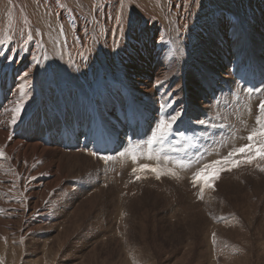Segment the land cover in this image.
I'll return each instance as SVG.
<instances>
[{
	"label": "bare ground",
	"instance_id": "obj_1",
	"mask_svg": "<svg viewBox=\"0 0 264 264\" xmlns=\"http://www.w3.org/2000/svg\"><path fill=\"white\" fill-rule=\"evenodd\" d=\"M228 2V9H224ZM117 17L120 18L119 22ZM239 19H243L241 27L251 33L249 40L252 46L249 47V50L254 54L255 61L250 58L249 52L243 51L242 45L239 44L246 38L243 36L233 38L230 25ZM252 21L257 23L252 24ZM208 36H210L209 41L214 43L213 50L204 48ZM0 40L6 41L0 44V152L3 153L0 155V241H6L10 246L17 245L23 250L26 245V237H35L41 241L42 250L41 258H38L34 252H30L28 258L25 259L18 254L15 256L14 251L1 245L0 252L5 253V258L0 256V264H46V252L48 249L54 248H57L58 251L55 252L57 255L51 259V261L54 260L51 264H63L67 261L61 256L59 252L61 249L68 250L70 258L78 259L84 254L83 259L90 260L96 254H101L100 248L97 246H101L99 241L106 233L95 226L94 229H97L94 231L88 230L87 225L82 226L80 210L85 202H92L93 198L104 193L105 191L101 190L100 186L104 185V182H109L104 177L97 175L99 163L91 151L95 150L97 155L111 154L107 151L111 150V147L105 148L104 145L108 138L117 139L116 126L120 119L130 113L154 117L159 108L163 115L167 114L169 117L177 111L181 112L179 118L185 117L184 119L189 121L191 126H200L199 121H205L202 124V129L195 131L198 135L205 133L207 128H214L213 132H216L219 122L229 114L226 104L223 103L225 100H232L230 91L236 89V83L232 76L234 74L242 75L249 71L264 74V0H0ZM230 53H232L231 58H229ZM202 70L203 72H201ZM26 71H29V75L25 78L23 73ZM158 80L161 81L160 84L156 83ZM178 89L181 90V96L176 93ZM221 96H224L223 102ZM21 99H23V108L20 118L16 123H11V110ZM254 117L253 113L251 119L250 116L240 118V114L237 112L230 116L228 120L233 125L230 129L232 132L223 138L227 147L220 148V150L215 147L212 151L209 148L204 159H197L190 164L188 169L197 172L203 165L225 157L227 150L247 144L245 134L259 131L261 127V124L255 122L252 124ZM243 120L244 124H242ZM260 122L264 123V109ZM258 125H260L259 128ZM240 127L246 128L247 131ZM217 135H219L218 132ZM262 139L264 138L257 136L251 142L258 144ZM116 146L115 144L113 148ZM127 154L129 153L116 156L117 162L109 163L111 168H122L121 165H127L126 173L121 175L119 181L134 177L130 171L137 165L150 164L156 160L155 155H151V159L138 155V160L133 161L132 157L137 154ZM124 157L130 162H126ZM238 157H243V155ZM258 160L259 158L254 160V163L264 164V161L258 162ZM225 165L227 164L220 166ZM179 167L181 168V166ZM181 169L180 174L184 178L190 176L189 174L187 176L185 170L187 167ZM217 177L219 179V176ZM241 179L240 181H242ZM246 184L244 186L249 187ZM129 188L131 189V187ZM206 189L204 193H206ZM246 189L248 190V188ZM196 194L198 193L196 192ZM72 196L73 201L70 203L69 199ZM252 196L250 197L253 198ZM261 196L263 197V195ZM112 198L115 199V197ZM121 199H123L122 196ZM209 202H212L211 198ZM250 202H253V199ZM207 204L209 203L207 202ZM124 209L126 210V208ZM124 209L122 208V211ZM206 212L207 210L203 213L206 214ZM113 215L111 211L114 220L117 215L115 217ZM224 215L226 214L224 213ZM240 215L242 216V214ZM123 216H121L122 219H124ZM132 216H128V218L131 217L133 222ZM181 218L178 219L181 220ZM218 219L216 218L217 221ZM229 219L231 223V215ZM237 220L239 219L237 218ZM243 220H240V223H236V225L242 226L241 221ZM144 222L139 224V221L138 227L144 225ZM104 223L106 224V222ZM125 223L127 224V222ZM152 224L150 223L151 227ZM116 226L113 227L117 229ZM126 226L125 228H128L130 224ZM143 227H146V224ZM263 227H261L262 230ZM129 228L131 232L134 229ZM200 228L204 231V227ZM213 228L211 231L215 230ZM181 232L183 233V229ZM196 232L198 233V231ZM205 232L207 231L202 234ZM233 232L235 233V231ZM229 233L228 236L232 234L229 235ZM119 235H121L120 231ZM237 235L236 237H238ZM262 235L264 236V233ZM213 237L217 238V236ZM255 240L254 242H257V239ZM126 241L128 243V240ZM234 241L233 246L236 248ZM103 242L107 243V241ZM220 242L217 243L220 244ZM48 243L50 244L48 245ZM198 243L197 245L200 247ZM1 244H3L2 241ZM252 245L254 247L253 243ZM126 247L128 248L129 244ZM119 249V251H124L121 250V247ZM259 249L261 253L258 249L254 250L262 255L258 254L259 256H257L254 250H250L244 259H242V252L239 253L242 256L241 261L227 258L220 264H264V241ZM213 254L210 256L212 259L217 256H213ZM6 255H9L8 261ZM202 258H205L204 254ZM123 259L125 260L122 258L121 262ZM164 259L167 260V257ZM103 260L105 261V258ZM178 261H180L179 258ZM77 262L74 264L81 263Z\"/></svg>",
	"mask_w": 264,
	"mask_h": 264
},
{
	"label": "rangeland",
	"instance_id": "obj_2",
	"mask_svg": "<svg viewBox=\"0 0 264 264\" xmlns=\"http://www.w3.org/2000/svg\"><path fill=\"white\" fill-rule=\"evenodd\" d=\"M228 5H229V2H228V4H227V6L224 8V9H228ZM252 24H255V23H257V22H255V21H252L251 22ZM242 24H243V19H239L238 21H236V22H234V23H232L231 25H230V27H231V30H232V32H233V38L235 37V36H239V37H245L246 39H244L242 42H239V44L240 45H242V48H243V51L246 53V52H249L250 53V55H251V57L250 58H252L253 60H254V57H253V53L249 50V47H251L252 46V44L250 43V36H251V33L249 32V31H247L245 28H243V27H241L242 26ZM225 26H227V25H225ZM216 33H217V31H216ZM224 36V38H226V36L225 35H223ZM209 37L210 36H208V40L204 43V48L205 49H212L213 50V48H212V46L214 45V43L213 42H211V41H209ZM232 38V39H233ZM202 51H203V49H202ZM232 57V53H230V57L229 58H231ZM228 58V59H229ZM201 72H203V70L201 71ZM176 93L178 94V95H180V93H181V90L180 89H178L177 91H176ZM224 94V93H223ZM181 96V95H180ZM223 99H221L222 100V102L224 101V96H221ZM231 100H225L224 101V103L223 104H226V107L227 106H230V104H231ZM233 107V106H232ZM232 107H230V109L231 110H235L234 108H232ZM227 110V113H231V110ZM230 111V112H229ZM237 112V114H238V111H236L235 110V113ZM255 116V115H254ZM185 118V117H184ZM182 119V118H179V123H182V124H184L185 126H190L192 129H194V131H196V130H201L202 129V124L200 125V126H198V125H196V126H191V123L189 124V121H187L186 119ZM252 118V115L250 116V119ZM182 120V121H181ZM254 120V119H253ZM181 121V122H180ZM203 121V120H202ZM205 122V121H204ZM254 123V121H252V124ZM188 124V125H187ZM251 124V125H252ZM240 129H244L243 127H240ZM213 130H214V128L213 129H211V131L213 132ZM245 131H247L246 130V128L244 129ZM230 131V130H229ZM232 131H230V133H231ZM220 133H222V131H218V134H220ZM230 133H228V135L230 134ZM169 134V133H168ZM218 136V135H217ZM225 136H227V135H224L223 134V136H222V138L221 139H223V138H225ZM230 150V149H229ZM235 159H243V157H236ZM259 160H260V158H259ZM258 160V162H262V161H264V159L262 160L261 159V161H259ZM255 161H253L252 163H250V164H241L240 166H238V167H228L229 165L227 164V165H225V166H218V167H220L221 169H223L222 171H219L218 173H217V176H219V179H218V177L216 176L213 180H211V189H209V188H207V186H203V181L201 182H197L196 184H195V186L194 185H192V184H190V182H186V181H179V180H172V179H166V180H163L162 178H160V179H157L156 178V176H154V175H152V176H149V175H145L144 176V173H141V179H139V180H136L134 177H132L131 179H124V180H122V181H118L119 183H121V185L119 186V187H117V189H118V191H123V192H121L123 195H121V194H118L117 193V190H114V192L113 193H110V192H107V191H105V192H107V193H101L100 194V196L99 197H95V198H93V200H92V202L90 201H88V202H85L84 204H83V206H82V209L80 210V213H81V218H82V226L84 225H87V229L88 230H90V231H94L95 229H97V228H100L99 230L101 231V230H104V233H106V234H104L103 235V237H102V239L99 241L100 242V244H101V246L100 245H98L97 247L98 248H100V251H101V254L99 253V254H96L94 257H92L90 260L89 259H83V256H84V254L82 255V257L81 258H78V259H75L74 257H72V258H70V256H69V251L68 250H63V249H61L59 252L61 253V256H62V258L64 259V260H67L65 263H63V264H74V263H76L77 261L80 263V264H83V262H84V264H120V263H122V264H165L166 262L168 263V264H187L191 259L192 260H194V261H190L189 262V264H196V262H197V264H203V262H204V264H220L223 260L224 261H226V259L227 258H232V259H237V260H239V261H241V258H242V256H240V254L239 253H241L242 255H243V258L242 259H244V256L245 255H248V252L250 251V250H257L258 249V251H259V253H261L260 252V249H259V246L263 243V241H264V236L262 235L263 233H264V171H261L260 170V167L258 168L257 167V165H260L261 167H264V164H261V163H258V164H255L254 163ZM211 163V162H210ZM209 164V163H208ZM139 165H137L136 167H138ZM190 166L191 165H189V166H187V169H185V167H181V168H184L185 170H186V172H187V176H188V174L190 175L189 177H187V178H184L180 173H181V171H182V169L178 166V167H176V169H177V171H178V174H180V176H181V179L182 180H189L190 179V181H192V176L194 177V171L195 170H190V169H188V168H190ZM136 167H134V168H136ZM228 167V168H227ZM257 168V169H256ZM230 169V170H229ZM258 169H259V172H258ZM181 170V171H180ZM180 171V172H179ZM192 173H190V172ZM239 172V173H238ZM258 172V173H257ZM195 173H196V171H195ZM237 173V174H236ZM140 173H137L136 175H139ZM239 174V175H238ZM97 175H99V174H97ZM132 175V174H131ZM223 177H222V176ZM118 177H119V175H118ZM221 177V178H220ZM226 177V178H225ZM192 178V179H191ZM238 178V179H237ZM242 178V179H241ZM227 181H226V180ZM240 179L242 180V181H240ZM223 180V181H222ZM125 181V182H124ZM129 184H128V183ZM177 182V183H176ZM221 182V183H220ZM224 182V183H223ZM246 182H247V184H246ZM108 182H104V185H106ZM135 183V184H134ZM188 183V184H187ZM221 185H220V184ZM238 183V184H237ZM239 183H241V184H239ZM246 185H249V187L248 186H244L245 184ZM177 184H179L178 186H177ZM182 184V185H181ZM198 184V185H197ZM223 184V185H222ZM244 184V185H243ZM256 184V185H255ZM132 185H133V188H132ZM190 185V186H189ZM201 185V186H200ZM225 185V186H224ZM239 187L240 185L244 188V189H246V188H248V190L246 189L245 191H243L244 189L240 186L239 187V189H238V187ZM251 185V186H250ZM126 186V187H125ZM182 186V187H181ZM203 186V192H201V187ZM231 186H233V187H231ZM234 186H236L235 188H234ZM125 189H124V188ZM129 187H131V189L129 188ZM123 188V189H122ZM207 188V189H206ZM214 188V189H213ZM241 188V189H240ZM254 188V189H253ZM120 189V190H119ZM129 189V190H128ZM134 189V190H133ZM181 189V190H180ZM183 189H185V190H183ZM198 189V190H197ZM205 189H206V193H204V191H205ZM208 189H209V191H208ZM253 189V190H252ZM186 190H188V191H186ZM196 190V191H195ZM228 190H230V191H228ZM241 190V191H240ZM251 190V191H250ZM258 190H259V192H258ZM184 191V192H183ZM194 191V192H193ZM255 191V192H254ZM127 192H129V193H127ZM186 192H188V193H186ZM193 192V193H192ZM196 192L198 193V194H196ZM201 192V193H200ZM235 192V193H234ZM244 192V193H243ZM246 192V193H245ZM249 192V193H248ZM181 193H182V197H181ZM184 193V194H183ZM211 193V194H210ZM230 193V194H229ZM241 193V194H240ZM255 193V194H254ZM263 193V194H262ZM114 194V195H113ZM129 194H131V195H129ZM178 194H180V195H178ZM201 194V195H200ZM204 194V195H203ZM210 194V195H209ZM229 194V195H228ZM241 196H240V195ZM251 194V195H250ZM108 195V196H107ZM130 197H128V196ZM188 195V196H187ZM190 195V196H189ZM193 195V196H192ZM200 195V196H199ZM237 195V196H236ZM246 195H247V197H246ZM253 195V196H252ZM261 195H263V197L261 196ZM106 196V197H105ZM121 196H122V198L123 199H121ZM124 196H126L127 198H125ZM133 196V197H132ZM179 196H180V198H179ZM202 196V198L200 199L199 197H201ZM210 196H212V197H210ZM229 196V197H228ZM233 196V197H232ZM241 197V198H239V197ZM250 196H252L253 198H249ZM258 196H261V197H258ZM112 197H115V199L113 200V198ZM118 197H119V200H118ZM189 197V198H188ZM193 197V198H192ZM203 197H204V199H205V201H204V199H203ZM215 197V198H214ZM243 197V198H242ZM246 197V198H245ZM108 198V199H107ZM127 199L126 201H125V199ZM131 198H133V199H131ZM169 198V199H168ZM172 198V199H171ZM185 198V199H184ZM188 198V199H187ZM192 198V199H191ZM210 198H211V201L212 202H209V200H210ZM218 198V199H217ZM226 199V200H222V199ZM231 198V199H230ZM234 198H235V200H234ZM238 198V199H237ZM257 198V199H256ZM260 198H261V200H260ZM263 198V199H262ZM104 199V200H103ZM105 199H107V201H105ZM154 199V200H153ZM190 199V200H189ZM203 199V200H202ZM215 199V200H214ZM241 199H243V200H241ZM246 199H248V200H246ZM251 199V200H250ZM252 199H253V202H250V201H252ZM256 199V200H255ZM151 200V201H150ZM180 200V201H179ZM207 200V201H206ZM237 200V201H236ZM260 200V201H259ZM263 200V201H262ZM69 201H70V203L73 201V196L69 199ZM100 201H102V202H100ZM184 201V202H183ZM192 201V202H191ZM216 201V202H215ZM224 201V202H223ZM248 201V202H247ZM257 201V202H256ZM96 202H99V203H96ZM113 202V203H112ZM117 202V203H116ZM127 203V205H126V203ZM131 202V203H130ZM200 202V203H199ZM204 202H205V204H206V206H208V207H206V206H204L205 204H204ZM207 202L209 203V204H207ZM222 202V203H221ZM232 202V203H231ZM259 202H260V204H259ZM102 203V204H101ZM110 203V204H109ZM130 203V205H128ZM137 203V204H136ZM182 203H183V205H182ZM185 203H187V204H185ZM224 203V204H223ZM228 203H230V204H228ZM242 203V204H241ZM248 203H249V205H248ZM263 203V204H262ZM86 204V205H85ZM185 204V205H184ZM188 204H191V205H188ZM198 204V205H197ZM201 206H200V205ZM218 204V206L220 207H218V206H216ZM227 204V205H226ZM233 204V205H232ZM250 204H251V206H250ZM253 204V205H252ZM256 205V207H255V205ZM95 205V206H94ZM101 205V206H100ZM104 205H106L105 207H104ZM112 205V206H111ZM116 205V206H115ZM140 205V206H139ZM187 205V206H186ZM193 205H194V208H192L193 207ZM213 205H214V207H213ZM231 205V206H230ZM240 205H242V206H240ZM245 205V206H244ZM251 208H249L248 206ZM257 205H258V207H257ZM94 206V207H93ZM100 206V207H99ZM120 206H122V207H120ZM186 206V207H185ZM197 206H198V209H197ZM213 208H215V209H213ZM227 206V207H226ZM229 206V207H228ZM247 206V207H246ZM253 206V207H252ZM263 206V207H262ZM101 207H103V208H101ZM109 207V208H108ZM112 207V208H111ZM116 207H117V209H116ZM118 207H119V209H118ZM191 207V210H189V208ZM233 209H232V208ZM234 207H235V209H234ZM241 207V208H240ZM84 208H85V213L83 212V210H84ZM99 208H101V209H99ZM122 208L124 209V208H126V210L124 209L123 211H122ZM145 208V209H144ZM177 209V210H175V209ZM209 208V209H208ZM210 208H212V209H210ZM223 208V209H222ZM229 209L228 211H226L227 209ZM246 208H248V209H246ZM257 208V209H256ZM263 210H262V209ZM94 209V210H93ZM99 209V210H98ZM106 209V211L104 212V210ZM108 209H110V210H108ZM113 209V210H112ZM121 209V210H120ZM185 209V210H184ZM207 210V212H206V214H204L205 213V210ZM221 210V212H219L220 210ZM261 211H260V210ZM120 210V211H119ZM130 211V212H128V211ZM178 210L180 211L179 213H178ZM235 210V211H234ZM239 210V211H238ZM241 210V211H240ZM251 210V211H250ZM255 210V211H254ZM92 211V212H91ZM97 212L96 214H95V212ZM101 211V212H100ZM110 211V212H109ZM111 211H112V215L115 217V215H117L116 217L117 218H114V220H113V217L111 216ZM121 214L122 212V214L120 215L118 212ZM126 211V212H125ZM132 211V212H131ZM176 211V212H175ZM189 211V212H188ZM192 211V212H191ZM202 212V213H200V212ZM210 211V212H209ZM211 211H212V214H211ZM217 211V212H216ZM230 211H232L231 212V214H229L230 213ZM234 211V212H233ZM250 213H249V212ZM254 211V212H253ZM91 212V213H90ZM100 213V215H99V213ZM102 212H104V213H102ZM108 212V213H107ZM114 212V213H113ZM134 212V213H133ZM139 212V213H138ZM141 212V213H140ZM144 212H146V213H144ZM182 212V213H181ZM204 212V213H203ZM83 213V214H82ZM88 213H90V214H88ZM131 213V214H130ZM172 213V214H171ZM175 213V214H174ZM199 213V214H198ZM223 215H222V214ZM224 213L226 214V215H224ZM242 214V216L240 215V214ZM252 213V214H251ZM254 213V214H253ZM98 214V215H97ZM103 214V215H102ZM118 214H119V218H118ZM125 214V215H124ZM128 214H130V215H128ZM138 216H137V215ZM142 214H144V215H142ZM171 214V215H170ZM198 214V215H197ZM214 214V215H213ZM217 214V215H216ZM228 214V215H227ZM233 214V215H232ZM236 214H238V216H236ZM259 216H258V215ZM88 215H89V217H91V218H89L88 217ZM95 215H97V216H95ZM124 215V216H123ZM131 215H133L132 216V220H133V222L131 221V217H129L128 218V216H131ZM140 215V216H139ZM169 215V216H168ZM175 215V216H174ZM187 215V216H186ZM200 215V216H199ZM207 215V216H206ZM230 215H231V223L229 222L230 221ZM235 215V216H234ZM244 215V216H243ZM245 215H246V217H245ZM92 216H95V217H92ZM100 216H101V218H100ZM104 216H105V218H104ZM121 216H123V218L124 219H122V217ZM136 216V217H135ZM142 216H144V217H142ZM185 216H186V218H185ZM201 216H204V217H201ZM210 216V217H209ZM222 216V217H221ZM223 216H226L227 217V219H226V217H224L223 218ZM254 216V217H253ZM127 217V218H126ZM139 217V218H138ZM165 217V218H164ZM172 217H174V218H172ZM182 217V218H181ZM205 217H208L207 219L205 218ZM218 219V217H219V219H218V221L216 220V218ZM221 217V218H220ZM256 217H257V219H256ZM263 217V218H262ZM97 220H96V219ZM102 218H103V220H102ZM121 218V219H120ZM140 218H142V219H140ZM143 218H145V219H143ZM162 218V219H161ZM181 218V220L183 221H181V220H179V219ZM191 218H193V219H191ZM203 220H202V219ZM236 218V219H235ZM237 218L239 219V220H237ZM242 218V219H241ZM249 218V219H248ZM250 218H251V221H250ZM86 219V220H85ZM89 219V220H88ZM106 219H107V221H106ZM129 219V220H128ZM137 219V220H136ZM138 219H139V221H140V223H139V221H138ZM153 219H155V220H153ZM159 219V220H158ZM161 219V220H160ZM164 219H166V220H164ZM206 219V220H205ZM209 219V220H208ZM213 219V220H212ZM244 219V220H243ZM250 221H248V220ZM253 219V220H252ZM96 220V221H95ZM116 220V222H117V224H115L116 222H114ZM118 220V221H117ZM121 220V221H120ZM138 221L137 223H136V221ZM147 220V221H146ZM172 220V221H171ZM189 220H191V221H189ZM194 220V221H193ZM200 220H202L201 222L203 223V225H202V223L201 222H199ZM216 221L217 222V224H216V222L214 223V222H212V221ZM240 220H243V221H241L242 223V226H238V224L240 223ZM257 220V221H256ZM261 220H263V221H261ZM57 221V220H56ZM84 221V222H83ZM86 221V222H85ZM101 221L104 223V222H106V224L104 225L103 223L101 224ZM111 223H110V222ZM127 222V224L125 223V222ZM145 221V222H144ZM152 221V222H151ZM155 221V222H154ZM158 221H159V224H158ZM164 223H163V222ZM179 221H181V222H179ZM187 221V222H186ZM205 221V222H204ZM88 222V223H87ZM93 223V224H91V223ZM134 223V224H132L131 225V223ZM143 222H144V225H140V227H138L139 226V224H143ZM147 222H148V224H147ZM161 222V223H160ZM171 222H172V224H171ZM185 222V223H184ZM189 222H190V224H189ZM192 222V223H191ZM207 222V223H206ZM221 222H222V224H221ZM263 224H262V223ZM85 223H87V224H85ZM109 223V224H108ZM114 224V225H111V224ZM139 223V224H138ZM150 223L153 225L152 227H151V225H150ZM156 223V224H155ZM178 223V224H177ZM181 223V224H180ZM190 225H188V224ZM206 225H205V224ZM213 223V224H212ZM228 223V224H227ZM236 223H238L237 225H236ZM255 223H256V225H255ZM259 223H260V225H259ZM91 224V225H90ZM100 224V225H99ZM119 224V225H118ZM120 224H126V225H129L130 224V226H128V228H125V227H127L126 225L124 226V225H120ZM145 224H146V227H143V226H145ZM155 224V225H154ZM161 224H163L162 226H161ZM183 224V225H182ZM195 224V225H194ZM216 224V225H215ZM240 224V225H241ZM248 224V225H247ZM251 224V225H250ZM109 225V226H108ZM111 225V226H110ZM115 225H117L116 227H117V229H119V230H117L116 228H114L113 226H115ZM147 225H149L148 227H147ZM177 225V226H176ZM197 225V226H196ZM204 227L203 229H204V231H207L208 232V235H207V232H205V234H202L204 231L199 227ZM212 225V226H211ZM215 225V226H214ZM259 225V226H258ZM88 226H89V228H88ZM94 226L95 227H97V228H95L94 229ZM137 226V228L135 229V227ZM142 226V227H141ZM173 226H175V227H173ZM182 226V227H181ZM192 226V227H191ZM195 226V227H194ZM237 228H236V227ZM108 227H110L109 229H108ZM111 227H113V228H111ZM119 227V228H118ZM129 227H131V228H134V229H132L133 231L131 232V230H129L130 228ZM208 227V228H207ZM212 227H214L213 229H215V230H212L211 231V229H212ZM215 227H217V228H215ZM232 227V228H231ZM243 227V228H242ZM245 227V228H244ZM258 227V228H257ZM261 227H263V230H262V228ZM92 228V229H91ZM123 228V229H122ZM142 228V229H141ZM147 228V229H146ZM196 228V229H195ZM197 228H199L198 230H197ZM208 230H207V229ZM210 228V229H209ZM225 228V229H224ZM227 228V229H226ZM234 228V229H233ZM240 229V233H239V229ZM247 228V229H246ZM106 229V230H105ZM114 229V230H113ZM182 229H183V233L181 232L182 231ZM228 229H230L229 231H230V233H229V231H228ZM242 229H245V230H242ZM252 229V230H251ZM257 229H259V230H257ZM116 230V231H115ZM123 230V231H122ZM126 230V232L124 233V231ZM128 230H129V232H128ZM142 230V231H141ZM171 230V231H170ZM178 232H177V231ZM199 230H201L200 232H199ZM219 230V231H218ZM220 230H222V231H224V230H226L225 232H222V231H220ZM236 230H238V231H236ZM119 231H120V233H121V235H119L118 236V233H119ZM135 231V232H134ZM136 231H138L137 233H136ZM140 231V232H139ZM173 231V232H172ZM192 233H191V232ZM196 231H198V233L196 232ZM218 233H217V232ZM227 231H228V233H229V235L230 236H228V233H227ZM233 231H235V233L233 232ZM244 231V232H243ZM263 231V232H262ZM130 233V234H128V233ZM180 232V233H179ZM185 232V233H184ZM195 234H194V233ZM212 232V233H211ZM245 232H249V233H245ZM252 232V233H251ZM107 233H109V234H107ZM112 235H111V234ZM127 233V234H126ZM132 233H134V234H132ZM170 233V234H169ZM201 233V234H200ZM215 233H216V235H215ZM220 233H222V234H220ZM226 235H225V234ZM260 233H262L261 235H260ZM132 234V235H131ZM172 234V235H171ZM183 234V235H182ZM210 234V235H209ZM211 234H212V236H211ZM220 234V235H219ZM233 234H235L234 236H233ZM237 234H240V235H237ZM242 234V235H241ZM244 234H246V235H244ZM250 234V235H249ZM256 234V235H255ZM127 235H128V237H127ZM137 235V236H136ZM174 235V236H173ZM221 235H222V237H221ZM224 235L226 236L225 238H224ZM236 235L239 237V236H241V237H236ZM256 237H255V236ZM257 235H259V236H257ZM102 236V235H101ZM131 236H133V237H131ZM176 236V237H175ZM187 236V237H186ZM208 237V239H207V237ZM210 236H211V238H210ZM213 236H217V238L215 237H213ZM229 237V239H228V237ZM243 236H244V239H243ZM246 236H248V237H246ZM252 236V237H251ZM108 237V238H107ZM111 237V238H110ZM117 237V238H116ZM129 238V239H127V238ZM171 237V238H170ZM220 237V238H219ZM231 237V238H230ZM232 237H234L233 238V240H235L234 242H235V245H236V248L233 246L234 245V243H233V240H232ZM246 237V238H245ZM169 238V239H168ZM185 238V239H184ZM225 240H224V239ZM236 238V239H235ZM238 238V239H237ZM251 238H252V240H251ZM259 238H261L260 240H258ZM111 239H113V240H111ZM125 239V240H124ZM165 239H166V241H165ZM171 239V240H170ZM191 239V240H190ZM197 240V241H195V240ZM216 239V240H215ZM247 239H249L248 241H247ZM255 239H257V242H254V241H256ZM126 240H128V243H126L127 241ZM187 241V242H185V241ZM193 240H194V242H193ZM209 240H211L210 242H209ZM227 240V241H226ZM237 240H239V241H237ZM1 241L3 242V244H1ZM0 241V246L1 245H4L5 246V248H8L9 250H12V251H14L13 253H14V255L15 256H17V254L18 255H20L21 257L23 256V257H25V259H27L28 258V255H29V253L30 252H34L35 254H36V256L39 258H41V255H42V250H41V241L38 239V238H35V237H26V245H25V247L23 248V250L19 247V246H17V245H14V246H10V244L9 243H7L6 241H4V240H1ZM103 241H107V243H105V242H103ZM114 241V242H113ZM130 241V242H129ZM188 241H190L189 243H188ZM200 241V242H199ZM222 242V244H221V242ZM226 241V242H225ZM230 241V242H229ZM244 241V242H243ZM247 241V242H246ZM113 242V243H112ZM173 242V243H172ZM183 242V243H182ZM199 242V243H198ZM203 243V245H202V243ZM216 242V243H215ZM217 242H220V244H218ZM254 244V247H252L253 245H252V243ZM261 242V244L259 245V243ZM15 244H18L17 242H14ZM104 243V244H103ZM108 243H109V245H108ZM111 243H112V245H111ZM120 243V244H119ZM195 244V246H194V244ZM197 243L198 244H200V247H201V249H200V247H199V245H197ZM226 243V244H225ZM228 243V244H227ZM231 243V244H230ZM237 243V244H236ZM249 243V244H248ZM50 243H48V245H49ZM124 244V245H123ZM128 244H129V247L127 248L126 246H128ZM176 244V245H175ZM205 244V245H204ZM230 244V245H229ZM238 244H239V246H238ZM242 244V245H241ZM246 244V245H245ZM251 244V245H250ZM103 245H105V246H103ZM107 245V246H106ZM123 245V246H122ZM220 245H221V247H220ZM229 245V246H228ZM245 245V246H244ZM247 245H249V246H247ZM180 246H182L181 248H180ZM188 246V247H187ZM203 246V247H202ZM204 246H205V248L208 250H204ZM215 246V247H214ZM225 246V247H224ZM227 246V247H226ZM231 246V247H230ZM251 246V247H250ZM258 246V247H257ZM110 247H111V249H110ZM115 247V248H114ZM117 247V248H116ZM119 247H121V250L123 249L124 251H119L120 249H119ZM169 247V248H168ZM175 247V248H174ZM186 247V248H185ZM217 247V248H216ZM234 247V248H233ZM247 247V248H246ZM127 248V249H126ZM142 250H141V249ZM178 248V249H177ZM194 248V249H193ZM240 248H241V250H240ZM243 248V249H242ZM246 248V249H245ZM252 248V249H251ZM106 249V250H105ZM168 249V250H167ZM174 249V250H173ZM198 249V250H197ZM219 249V250H218ZM222 251H221V250ZM226 249V250H225ZM231 249V250H230ZM0 250H1V248H0ZM180 250V251H179ZM185 250H186V253H184L185 252ZM202 250H204V251H202ZM246 250H248V251H246ZM254 250V251H255ZM56 251H58V249L57 248H54V249H48V251L46 252V255H45V260H46V264H51V263H53L54 262V260H52L51 261V259L53 258V257H55L57 254L55 253ZM109 251H111L110 252V256H109ZM168 251V252H167ZM175 251V252H174ZM182 251V252H181ZM188 251V252H187ZM244 251V252H243ZM258 251H255V253H256V255L257 256H259V255H262V254H259L258 253ZM133 252V253H132ZM170 252V253H169ZM171 252H174V253H172L171 254ZM177 252V253H176ZM180 252V253H179ZM196 252V253H195ZM197 252H199V253H197ZM202 253V255H199V254H201ZM215 252V253H214ZM219 252V253H218ZM227 252V253H226ZM230 252V253H229ZM233 252V253H232ZM126 253H128V254H126ZM167 253V254H166ZM210 253V254H209ZM214 253V254H213ZM174 254V255H173ZM177 254H180V255H178L177 256ZM181 254H184V255H181ZM189 254V255H188ZM197 254V255H196ZM203 254H204V257L205 258H202L203 257ZM212 254H213V256L214 255H217V256H215L214 257V259H212L210 256H212ZM233 254V255H232ZM259 254V255H258ZM99 255V256H98ZM128 255V256H127ZM164 257V258H166L167 257V260L166 259H164L162 256ZM169 255V256H168ZM172 255V257H170ZM176 255V256H175ZM195 257H194V256ZM199 255V256H198ZM230 255V256H229ZM0 256L2 257V258H5V253H1L0 252ZM108 256V257H107ZM120 258H119V257ZM163 258V260H162V258ZM201 256V257H200ZM117 257V258H116ZM129 257H131V258H129ZM179 258V260L180 261H178V258ZM187 257V258H186ZM190 257V258H189ZM197 257V258H196ZM207 257V258H206ZM236 257H239V258H236ZM249 257V256H248ZM96 258V259H95ZM101 260H100V259ZM105 258V261L103 260ZM118 258H119V260H118ZM122 258H125V260L126 261H128V262H126L124 259H123V261L121 262V260H122ZM127 258H128V260H127ZM154 258H155V260H154ZM157 258V259H156ZM173 258V259H172ZM198 258H201V259H198ZM210 258V259H209ZM219 259V261H218V259ZM100 260V262H99V260ZM130 259V260H129ZM160 259H161V261H160ZM182 259V260H181ZM212 259V260H211ZM6 260L8 261L9 260V255H6ZM69 260V261H68ZM82 260V261H81ZM85 260V261H84ZM92 260V261H91ZM98 260V261H97ZM160 261V262H158V261ZM169 260V261H168ZM200 260V261H199ZM205 260V261H204ZM24 261H28V260H24ZM76 261V262H75ZM102 261V262H101ZM119 263H118V262ZM163 261V262H162ZM171 261V262H170ZM212 261V262H211ZM217 263H216V262ZM77 262V263H78ZM86 262V263H85ZM124 262V263H123ZM130 262H132V263H130ZM177 262V263H176ZM185 262V263H184ZM192 262V263H191ZM19 264V263H18ZM35 264H38V263H35Z\"/></svg>",
	"mask_w": 264,
	"mask_h": 264
},
{
	"label": "snow or ice",
	"instance_id": "obj_3",
	"mask_svg": "<svg viewBox=\"0 0 264 264\" xmlns=\"http://www.w3.org/2000/svg\"><path fill=\"white\" fill-rule=\"evenodd\" d=\"M117 20L119 22L120 18L117 17ZM130 24V21H129ZM29 39H31V36H29ZM5 40H0V44L5 43ZM38 62V61H37ZM24 77H28L29 71H26L23 73ZM157 84H160L161 81H157ZM163 107V105H162ZM170 107V106H169ZM260 109H264V101H261L258 105ZM23 108V99H21L15 107L11 110L12 111V119L11 123H16L17 120L20 118V113ZM181 116V112L177 111L175 114L171 115L170 117L165 115H161L159 117L158 123L155 125V128L153 129L151 133V138L147 141L148 145L151 146L157 141L163 142V140L167 137L168 133H170L173 130V126L177 123L179 120V117ZM199 123L203 124L204 121H199ZM257 123L261 124L259 132H250L247 139L248 141H253L257 136L264 138V123H261L259 120V117L257 118ZM3 153L0 152V155ZM93 155H97V153H92ZM119 155L123 156L124 153H120ZM237 155H243V159H234ZM257 158L264 159V139H262L258 144L255 143H248L245 144L239 148L234 149L233 151H230L227 156L223 157L222 160H214L209 164H205L204 167L200 168L196 173H194V182H197V179L199 181H203V186L211 187V180H213L217 173L219 171H222L220 165L222 164H228L231 167H238L241 164H250ZM101 159L109 160L111 157H101ZM133 161L136 160V157H132ZM165 160L169 159L168 157L164 158ZM177 164H179L181 167H187V165L183 161H176ZM257 167H260L261 171H264V167H261L260 165H257ZM139 170H149L153 173H155L156 178L160 179L162 175H173L175 176L176 173L172 171V169H167V171H162L159 166H151L149 164H141L139 166ZM230 170V169H229ZM132 171L135 173L137 172L136 168H133ZM140 176H137L136 179H140ZM203 186L201 187V192H203ZM202 198V196L200 197Z\"/></svg>",
	"mask_w": 264,
	"mask_h": 264
},
{
	"label": "trees",
	"instance_id": "obj_4",
	"mask_svg": "<svg viewBox=\"0 0 264 264\" xmlns=\"http://www.w3.org/2000/svg\"><path fill=\"white\" fill-rule=\"evenodd\" d=\"M253 60V59H252ZM253 61H255V60H253Z\"/></svg>",
	"mask_w": 264,
	"mask_h": 264
}]
</instances>
